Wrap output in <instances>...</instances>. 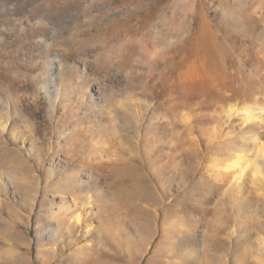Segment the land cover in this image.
Segmentation results:
<instances>
[{
    "label": "rangeland",
    "instance_id": "1",
    "mask_svg": "<svg viewBox=\"0 0 264 264\" xmlns=\"http://www.w3.org/2000/svg\"><path fill=\"white\" fill-rule=\"evenodd\" d=\"M18 18L31 27L22 30ZM45 38L91 64L85 78L76 69L61 73L58 107L54 85L45 87L46 68L57 66L49 63L54 56ZM97 85L100 99L93 95ZM0 100V264H162L158 245L171 262L197 255L193 245L186 252L174 238L162 240L176 234L167 223L153 225L155 239L141 254L157 206L121 175L127 163L154 165L156 144H172L162 161L172 188L155 178L154 197L182 199L188 192L199 201L210 193L197 231L204 246L218 235L226 240L221 264H264V158L263 175L255 174L250 156L234 188L230 179L222 188L206 180L216 181L213 166L248 144V129L264 141V116L249 122L241 111L244 102L264 105V0H0ZM78 164L74 176L90 186L78 194L79 206L92 225L88 233L76 228L78 242L62 250L60 221L73 198L61 190L62 180ZM91 164L100 167L97 181ZM103 197L130 213L103 220ZM172 208L168 221L184 215Z\"/></svg>",
    "mask_w": 264,
    "mask_h": 264
},
{
    "label": "bare ground",
    "instance_id": "2",
    "mask_svg": "<svg viewBox=\"0 0 264 264\" xmlns=\"http://www.w3.org/2000/svg\"><path fill=\"white\" fill-rule=\"evenodd\" d=\"M18 20H19L18 25H22L21 26L22 30L25 29V27H28V26L31 27L30 25L32 22L30 23V20H23L22 18L21 19L18 18ZM20 20H23V21H20ZM38 30L40 32V31H42V28L39 27ZM49 41H50L49 39L45 38V41H44L46 43L45 46L49 47L50 52L54 56V59L51 60V62H49V63H50V65H54L55 63H57V66H56V68H53L50 66L48 69L46 68L47 73H48V78H47V84L45 87L51 88V85L52 86L54 85L55 89L53 91H50V94L54 96L53 101L55 102V107H58L59 100L63 101V99H64V97L62 96L61 86L58 85V81L60 79L59 77H60L61 73L64 72V70H66L68 68L69 69H76L75 72L78 71L79 76L81 78H85L87 76L89 70H90L91 64L87 59L88 57H86V58L85 57H81V58L79 57V59L74 60V56H72L73 54L71 56H68L69 54H66L63 50L53 49L52 44ZM54 73H56V74H54ZM78 74H77V76H78ZM93 92H94L93 95L97 96L98 99H100L102 97L101 95L103 93L101 92V86H99V85L95 86L93 88ZM65 102H67V101H65ZM2 103L3 102L0 100V106L2 105ZM69 105H71V104H69ZM56 109H58V108H56ZM228 110L230 112L229 115H231V113L235 110V108L233 105H230ZM241 111L244 113V118L247 121L254 120L255 118L260 119V117L264 116V105H259L257 103L252 104V103H245L244 102V104L242 105ZM73 116H74V118L77 117V116H75V114H73L72 117ZM75 120L76 119H73L74 122H75ZM254 122H256V121L254 120ZM263 124H264V122H263ZM73 125H75V124H73ZM70 126H72L71 123H70ZM260 127L263 128L264 126L262 127V125H260ZM256 130L258 131L257 128H256ZM248 133H249L248 134L249 136L248 135H247L248 137L245 136L246 137L245 139L249 141L248 144L247 145L242 144L241 146H239L240 148H238L239 149V150H237L238 152L234 153L231 156V158L225 162V164L221 165L222 163H220V162L215 164L213 166V168H214L213 169L214 170L213 176L215 177L216 181H214V179L211 177V178L206 179L208 182H211V183L217 182V184L221 186L220 188H222L224 185L226 186V184H228V183H229V187L231 186V188L232 187L234 188L235 185H240L241 178H243V173L245 171L243 165L250 161V156L254 157V163L253 164L255 165V168H254L255 174H257V175L262 174V171L260 169V166L258 165V162L260 161V158H264V143H262L264 141L263 140L261 141L260 133H257L254 129H252V128L248 129ZM62 138H63V136H62ZM169 145L171 146L172 144H169ZM192 145L195 146L194 150L197 151V153H198L199 152L198 150H200L198 142H193ZM170 146H167L164 144H162L161 146H158V144H156L154 146V149H153L154 152H152V154H151V155H154L153 156L154 157V162H153L154 165H150L145 159L144 161H142V164L139 166L133 165L132 163H127L126 164L127 167L125 166L126 169L124 171H122L121 181L124 182L125 179H127V178L130 179L131 181H133V184L137 185V187L139 189H141V191H143L146 194L152 195V196L150 195L151 196L150 199L154 200L156 203V206H157L155 213L152 216V220L148 223V226H147L149 229V232L151 233V237L142 238L144 240V243H143V246L141 247V251H142L141 254H142V256L145 255V253L148 251V248L145 249L146 245L150 246V243L155 239V237H152L154 226H155L154 224L160 225V224L167 223L170 226L169 230L170 231H172V230L176 231V234L174 235L175 237H163L162 240L167 241V240L174 238L175 241H173V243H174L173 245H175L180 250L187 252V251H189V249H191L190 247L193 245L195 251L197 252V255H195L193 257H192V255H189V252H187L188 254L185 255V261L183 263L180 262V264H201L200 263L201 261L198 262L199 260H197L200 255L202 257H206L207 260L204 258L205 259L204 261H206L205 264H213L214 262L216 264H221L220 260L222 259V256H221L222 252H221V254H218V251H220V249H223L224 244L226 243L225 242L226 240L224 241L222 238L218 237V235H217V237L215 235H211L212 237L211 236L209 237V240H210L209 246L205 247L204 246L205 240H203L204 237H201V235L197 233V231H199L201 229L203 224H205L204 223V219H205L204 215H205V212L207 210L205 204L208 202V199H209L208 196L210 193L203 196L204 198L202 200H199V201L194 200L191 196L189 197L187 194L188 192L183 193L182 199L179 198V199L174 200V198H170V200H167V199L163 198V199H161V201L160 200L158 201V199L156 197H154L153 192H154V190L156 191V189H155V186L152 185L151 180H154L156 178V180L158 182H160L162 186H163V184L165 185V183L167 182L168 183L167 185H169L168 190L170 188H172V186L170 187V177H165L166 175L164 174V171H163L165 165L162 163V161L166 158V156H169V154H167V152L165 153L164 149L167 147L169 149V148H171ZM56 147L58 150H61V142H58ZM31 148L34 149L33 146ZM165 150H167V149H165ZM169 151H170V149H169ZM170 154L173 155L172 153H170ZM69 161H70V159H69ZM80 165L78 164L77 166H75V168L70 169L64 175V179L62 180L63 186H62L61 190H64V192L67 193V196L73 197L72 201L68 202V200H67L65 202V204L67 205L66 206L67 210H65L66 211L65 219L64 220L62 219L60 221L61 230L59 232H60V234H62L61 235V237H62L61 249L62 250H67L73 244H76L78 242L80 237L75 234L76 228H81L86 233L90 232V230H91L92 223L90 221V218H89V216L86 217V214H87L86 212L84 213L81 211L82 205H81V207L79 206V203L82 201V199L80 197H78V194L83 193L85 191H88L90 189L89 188L90 186L81 182L82 179L80 180L78 177H76L77 175L74 176L75 175L74 173H77L78 171H80V169H79ZM94 166L95 165H93V164L89 165V170H90L89 175H91V173L95 172L98 176H96L94 179H95V181H97V180H99V176L101 175L100 169H99L100 167L95 169V168H93ZM96 167H97V165H96ZM195 170L196 169L192 168V170H190V171H191V173H195ZM199 176L201 178L203 176V174H201ZM122 178H125V179L122 180ZM228 179H230V180H229V182L226 183V181H228ZM211 183H208V184H211ZM162 186L158 187L159 191L163 195L168 194L167 189H162ZM135 189H136V187H135ZM121 190H122V186H121ZM170 191H171V189H170ZM226 191H227V189H226ZM84 197H87V196L85 195ZM38 198H39V190L35 194V197L33 200L37 202ZM87 200L89 201L90 197H88ZM110 202L111 201L109 200V198L108 199H105V197H103V199L101 198L102 208H100V210H102V212H103L102 213L104 216L103 220L110 219L113 215L115 216V215L121 213L122 210H124V212H126L127 215H128V213H130L128 211V210H130V207H129V209L126 208L127 206H123V207L119 208L115 204H111L112 202L111 203ZM101 205H100V207H101ZM172 207H174V210L179 209V210L183 211L184 215L183 216L180 215V218L178 220L170 219L168 221L167 215H168V213H170V211H173ZM104 213H106V214H104ZM66 224H67V226H66ZM221 226L222 225H220V227ZM64 227L67 228L66 231H64V230L62 231V228H64ZM140 228H142V227L140 226ZM192 229L195 230V232L193 234H192ZM55 231L56 230L51 229V234H53L54 238L56 237L55 240H59L61 237L54 235ZM168 252H169V250L167 248H163L160 245H158L157 249L155 250V253L157 254L155 259H157L158 261H161L162 264H179L178 262H171L170 260L164 259L161 257L163 255L167 256L166 253H168ZM71 258H73V257H71ZM138 258L139 257H136V260H138Z\"/></svg>",
    "mask_w": 264,
    "mask_h": 264
}]
</instances>
